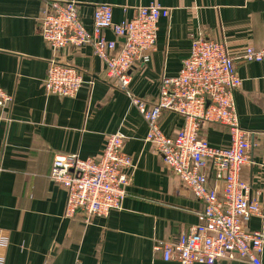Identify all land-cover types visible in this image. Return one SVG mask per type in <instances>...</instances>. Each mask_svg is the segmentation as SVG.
Masks as SVG:
<instances>
[{
    "label": "crops",
    "instance_id": "0c3cea01",
    "mask_svg": "<svg viewBox=\"0 0 264 264\" xmlns=\"http://www.w3.org/2000/svg\"><path fill=\"white\" fill-rule=\"evenodd\" d=\"M42 1L0 0V87L12 96L9 107L0 108V257L4 264H178L164 261L158 247L188 233L203 203L164 167L145 140L147 124L130 98L114 88L92 49L54 54L44 42ZM56 1L76 3L88 29L96 5H110L114 22L150 4L169 9V18L158 22L149 61L130 74L131 95L149 102L158 96L161 77L178 73L194 38L225 43L242 79L234 94L239 124L252 133L250 162L240 177L264 206V65L237 60L245 47L264 46V0ZM104 34L115 39L109 31ZM53 58L82 73L84 84L73 98L44 93ZM183 121L166 113L161 129L173 135ZM117 132L125 136L123 150L133 163L121 209L105 218L67 216L66 192L49 178L53 160L70 154L98 158L105 138ZM201 134L213 147L229 143L227 128L219 124H203ZM249 227L264 234V219L252 218Z\"/></svg>",
    "mask_w": 264,
    "mask_h": 264
},
{
    "label": "built area",
    "instance_id": "2783aa9c",
    "mask_svg": "<svg viewBox=\"0 0 264 264\" xmlns=\"http://www.w3.org/2000/svg\"><path fill=\"white\" fill-rule=\"evenodd\" d=\"M169 16V9L150 4L137 9L130 19L114 22L110 5H96L88 29L76 3L43 0L40 33L54 54L67 48L92 49L114 88L130 98L147 124L145 140L164 167L203 203L199 221L188 233L159 245L163 260L213 264L239 259L261 264L264 234L249 225L254 217L264 219V206L240 177L241 168L250 162L252 133L239 124L234 94L242 79L225 43L194 38L178 73L161 77L156 100L149 102L129 91L131 70L149 61L158 22ZM106 31L115 39H106ZM237 60L264 65V46L245 47ZM83 84L82 73L72 65L56 58L48 61L42 82L46 95L73 98ZM11 102L12 96L0 87V108ZM166 113L184 120L173 135H165L161 129L160 119ZM205 123L227 128L228 145L211 146L201 134ZM124 141L120 132L107 136L98 158L55 157L49 178L66 192L67 216L81 213L88 219L105 218L121 209L133 170L131 158L123 150ZM0 264H4L2 257Z\"/></svg>",
    "mask_w": 264,
    "mask_h": 264
}]
</instances>
